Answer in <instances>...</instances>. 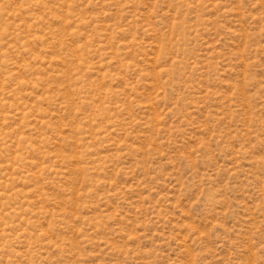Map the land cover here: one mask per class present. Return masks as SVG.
<instances>
[{"label": "rangeland", "instance_id": "374dc122", "mask_svg": "<svg viewBox=\"0 0 264 264\" xmlns=\"http://www.w3.org/2000/svg\"><path fill=\"white\" fill-rule=\"evenodd\" d=\"M0 264H264V0H0Z\"/></svg>", "mask_w": 264, "mask_h": 264}]
</instances>
